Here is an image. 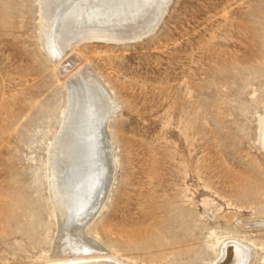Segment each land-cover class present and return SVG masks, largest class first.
I'll return each mask as SVG.
<instances>
[{"label":"rangeland","instance_id":"rangeland-1","mask_svg":"<svg viewBox=\"0 0 264 264\" xmlns=\"http://www.w3.org/2000/svg\"><path fill=\"white\" fill-rule=\"evenodd\" d=\"M38 6L0 0V264L53 261L47 148L87 66L117 110L113 180L84 233L122 264H211L232 240L264 264V0H170L150 36L59 62Z\"/></svg>","mask_w":264,"mask_h":264},{"label":"bare ground","instance_id":"bare-ground-1","mask_svg":"<svg viewBox=\"0 0 264 264\" xmlns=\"http://www.w3.org/2000/svg\"><path fill=\"white\" fill-rule=\"evenodd\" d=\"M168 2L38 0L40 41L51 60L63 61L81 43L147 31ZM67 60L62 64L65 70L75 59ZM87 67L66 80L60 125L47 148L48 191L57 219L51 264H122L84 233L104 205L113 180L115 164L107 123L117 110L108 88ZM232 241L221 244L211 264H252L254 259L242 253L244 247Z\"/></svg>","mask_w":264,"mask_h":264},{"label":"water","instance_id":"water-1","mask_svg":"<svg viewBox=\"0 0 264 264\" xmlns=\"http://www.w3.org/2000/svg\"><path fill=\"white\" fill-rule=\"evenodd\" d=\"M168 3L165 5V7H164L163 11L160 13V15L157 17L154 24L152 26H150L147 31L140 32L136 35H133V36H130L127 38H116V39H112V40L109 39V40H105V41L104 40H90V41H87L86 43H88V42H105V43H113V44H129V43L138 42V41L150 36L153 33V31L155 30L156 26L158 25L160 19L162 18Z\"/></svg>","mask_w":264,"mask_h":264}]
</instances>
